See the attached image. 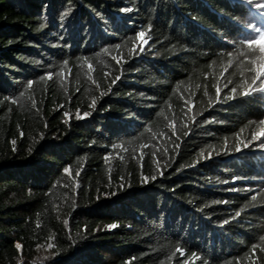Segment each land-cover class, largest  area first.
Instances as JSON below:
<instances>
[{
  "label": "trees",
  "instance_id": "1",
  "mask_svg": "<svg viewBox=\"0 0 264 264\" xmlns=\"http://www.w3.org/2000/svg\"><path fill=\"white\" fill-rule=\"evenodd\" d=\"M257 4L0 0V264H264Z\"/></svg>",
  "mask_w": 264,
  "mask_h": 264
},
{
  "label": "snow or ice",
  "instance_id": "2",
  "mask_svg": "<svg viewBox=\"0 0 264 264\" xmlns=\"http://www.w3.org/2000/svg\"><path fill=\"white\" fill-rule=\"evenodd\" d=\"M257 7H259V8H264V4H257ZM131 9H129V11H130ZM260 15H264V13H260ZM250 28H251V34H250V37H249V41H248V43H249V49L251 50V45L252 44H261V45H264V28H262V26H259L258 24H253V25H250ZM145 36V33L142 31V32H140L139 34H138V36H137V39H140V38H142V37H144ZM257 37H259L258 39H257ZM146 42V41H145ZM261 51H264V47H262L261 48ZM84 63L85 64H87L88 63V61H84ZM117 63H119V61H117ZM88 68H89V70H92L93 69V66L91 65V64H88ZM48 78H51V76H49ZM117 79H118V77H117ZM229 83H230V81H229ZM253 83H255V77L253 78ZM32 87V82H29V84H28V88H31ZM258 90H264V89H258ZM220 90L219 89H217V92H219ZM231 92L233 93V96L232 97H227V98H235V93H236V88L235 87H233L232 89H231ZM244 95H248V94H250V93H248V92H245V93H243ZM23 95V94H22ZM14 103L15 102H17V101H13ZM35 102L33 101V104H34ZM85 116L87 115V113H85L84 114ZM261 123L262 124H264V121H261ZM260 136H264V133H257V134H254V136H253V138H259ZM248 145L247 144H245V147H247ZM177 147H179L178 145H177ZM260 147L261 148H264V141H262L261 142V144H260ZM238 151H239V149H238ZM145 179H147V178H145ZM152 179H155V176H153L152 177ZM256 197H253L252 199H255ZM237 215H239V213H237ZM113 227H115L114 225H113ZM17 248H20L21 246L19 245V244H17V246H16ZM176 253H179V254H181V255H183V252L181 251V249H179V248H177L176 250H175V253L173 254V255H175Z\"/></svg>",
  "mask_w": 264,
  "mask_h": 264
},
{
  "label": "rangeland",
  "instance_id": "3",
  "mask_svg": "<svg viewBox=\"0 0 264 264\" xmlns=\"http://www.w3.org/2000/svg\"><path fill=\"white\" fill-rule=\"evenodd\" d=\"M260 4H264L263 0H259ZM140 41L142 42V46L144 47L147 43V40L145 39V36L140 38ZM146 41V42H145ZM264 141V136H261V139H260V144L261 142ZM252 152H258V153H262L264 152V148H261L260 146H257L254 150H252Z\"/></svg>",
  "mask_w": 264,
  "mask_h": 264
},
{
  "label": "bare ground",
  "instance_id": "4",
  "mask_svg": "<svg viewBox=\"0 0 264 264\" xmlns=\"http://www.w3.org/2000/svg\"><path fill=\"white\" fill-rule=\"evenodd\" d=\"M19 244V243H18Z\"/></svg>",
  "mask_w": 264,
  "mask_h": 264
}]
</instances>
